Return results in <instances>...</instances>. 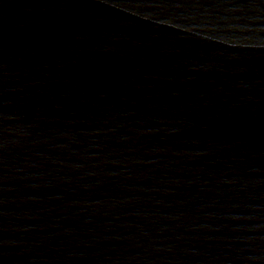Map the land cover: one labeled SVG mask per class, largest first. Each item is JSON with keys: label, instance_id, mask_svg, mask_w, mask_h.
<instances>
[{"label": "water", "instance_id": "95a60500", "mask_svg": "<svg viewBox=\"0 0 264 264\" xmlns=\"http://www.w3.org/2000/svg\"><path fill=\"white\" fill-rule=\"evenodd\" d=\"M0 264H264V0H0Z\"/></svg>", "mask_w": 264, "mask_h": 264}]
</instances>
